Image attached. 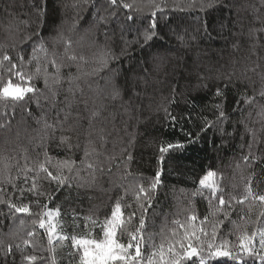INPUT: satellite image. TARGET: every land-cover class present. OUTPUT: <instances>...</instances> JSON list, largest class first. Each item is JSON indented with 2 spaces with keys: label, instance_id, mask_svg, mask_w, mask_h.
<instances>
[{
  "label": "trees",
  "instance_id": "1",
  "mask_svg": "<svg viewBox=\"0 0 264 264\" xmlns=\"http://www.w3.org/2000/svg\"><path fill=\"white\" fill-rule=\"evenodd\" d=\"M123 3L132 7L0 0V58L9 55L16 64L11 71L7 61L0 67V88L11 80L36 89L24 101L0 100V264H79L71 240L54 237L49 244L39 227L42 216L48 219L44 206L53 211L57 233L100 239L99 225L117 200L122 227L134 231L143 216L145 256L193 227L205 248L227 242L234 254L241 235L256 233V251L264 255V202L237 203L249 184L254 195L264 194V0ZM153 19L156 35L145 42ZM56 66L62 78L46 86L45 73L55 74ZM177 143L183 147L161 152ZM69 159L72 171L57 168ZM41 164L70 182L58 185ZM209 172L215 175L207 183L218 186L224 205L200 184ZM33 182L39 195L29 190ZM10 203L28 205L30 214ZM117 236L130 239L121 229ZM208 264L237 262L219 257ZM243 264L260 260L245 255Z\"/></svg>",
  "mask_w": 264,
  "mask_h": 264
},
{
  "label": "snow or ice",
  "instance_id": "2",
  "mask_svg": "<svg viewBox=\"0 0 264 264\" xmlns=\"http://www.w3.org/2000/svg\"><path fill=\"white\" fill-rule=\"evenodd\" d=\"M110 4L114 7H123L125 9H130L132 5L128 3H123V0H109ZM155 16V13H153ZM127 19L134 20L132 15H128ZM156 22L153 19L150 25V30L146 31L144 34L145 42L151 40L156 33L152 31V29L156 28ZM43 46H41L42 48ZM21 62H23V57L19 58ZM75 59V57H72ZM7 61L11 67V69L16 68V64L11 62V58L9 55H4L0 58V67L3 66L4 62ZM39 71V69H37ZM17 76L20 77L21 80L24 79L22 73L17 72ZM60 66H56L55 74L49 76L45 73V84L48 85L49 79H51L54 83H59L61 80ZM28 80H31V77H28ZM72 78L69 77V82L71 83ZM71 90V88H70ZM36 89L32 86L22 87L19 84H14L11 80L8 83L0 88V100H11L12 102H20L25 100V96L28 93H34ZM118 95V89L115 93ZM217 96H223V92L220 89H217ZM259 95L264 97V91L260 92ZM251 101V98L245 97V102L248 103ZM219 110L220 105L216 106ZM167 112V110H166ZM220 116L223 117L224 113L220 111ZM168 118L172 121L173 124L178 123L177 117L173 116L170 112H167ZM211 126V125H209ZM182 130V129H181ZM61 143H65V140H61ZM68 147H71L69 144ZM182 144H168L167 147H162L161 152L167 151L169 148H182ZM89 153L87 150L85 151V158H87ZM50 157L46 158L45 163L50 161ZM83 163V161H82ZM74 161L65 160L57 163L58 169L68 168L69 171H72ZM88 167L91 169L93 165L91 163L88 164ZM40 171L45 173L46 177L52 181H55L58 185H64L66 182H70V178L62 175L60 171L57 173H53L45 166V164H41L39 166ZM31 171V169H28ZM215 174L212 172L207 173V175L200 180V184L204 188H209L211 196L213 198H217L219 200L220 205H224L226 203L223 195L219 197L216 196L218 186L214 183L209 184L207 181ZM27 176H25V180H27ZM159 183V173H157L156 180L151 185L152 189H155L157 184ZM30 191L35 192L39 195V191L37 189V185L35 182L31 185ZM139 193H143L145 198L150 199V195L148 190L141 187L139 189ZM253 200H258L260 202H264V194L262 195H254L252 192L251 185L246 189L243 197L237 200V203H243L245 200L249 198ZM139 198V194L137 195ZM123 199L122 197L120 198ZM229 206H231L229 204ZM10 208H14L17 213H28L30 214V209L28 205H20L17 206L15 204H9ZM45 207L44 216H47L48 219L45 220L43 216L39 220V227L41 229H46L48 234V242L49 244L54 243L55 240H71L72 247L78 250L79 264H185L186 261L192 260L193 257H196L199 264H208V261L211 259H216L219 257H228L237 262V264H243V258L245 255L247 256H255L260 260V264H264V255H260L259 252L256 251V247L254 244V238L256 233H252L249 235H241L239 237V250L235 252V254L227 249V242H222L219 245H215L211 241L207 243L205 248L204 241L201 240V236L197 234L195 227L191 233L187 230L181 240L170 241L167 243V247H165L164 242L162 241L159 247L153 246V251L147 256L144 255L141 249V244L143 242V230L145 228V221L143 216L139 219V227H137L134 231H129L127 227H122L125 225L124 214L121 207L120 200H117L110 217H106L103 224H100L102 238H81L77 236H68L62 233H57L56 228L58 226V222H54L53 211L47 210V206ZM55 214H59V209H55ZM135 213H129L128 220L131 221L132 217ZM227 215V214H226ZM192 221L197 219L196 216H192L189 218ZM207 220V217H205ZM95 223V222H94ZM203 223V221H201ZM121 229V235L125 232L128 233L130 239L125 243L121 241V239L117 236V230ZM203 232V229L200 230ZM213 236H215V229H213ZM187 241V244H185ZM194 241L196 242L194 244ZM178 245V247H177ZM259 249L264 251V230L259 233ZM11 250V249H9ZM206 252V255H205ZM30 261H34L36 257H29ZM192 264H197L196 260H192Z\"/></svg>",
  "mask_w": 264,
  "mask_h": 264
},
{
  "label": "rangeland",
  "instance_id": "3",
  "mask_svg": "<svg viewBox=\"0 0 264 264\" xmlns=\"http://www.w3.org/2000/svg\"><path fill=\"white\" fill-rule=\"evenodd\" d=\"M54 217V216H53ZM53 217H52V219H53Z\"/></svg>",
  "mask_w": 264,
  "mask_h": 264
}]
</instances>
